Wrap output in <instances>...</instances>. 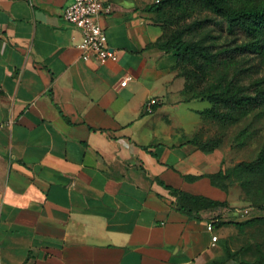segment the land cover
Wrapping results in <instances>:
<instances>
[{
	"label": "crops",
	"instance_id": "crops-1",
	"mask_svg": "<svg viewBox=\"0 0 264 264\" xmlns=\"http://www.w3.org/2000/svg\"><path fill=\"white\" fill-rule=\"evenodd\" d=\"M73 1L0 0V264H206L219 208L186 214L173 189L228 200L205 176L224 155L189 143L203 100L148 48L160 0H104V64L82 59Z\"/></svg>",
	"mask_w": 264,
	"mask_h": 264
},
{
	"label": "trees",
	"instance_id": "trees-1",
	"mask_svg": "<svg viewBox=\"0 0 264 264\" xmlns=\"http://www.w3.org/2000/svg\"><path fill=\"white\" fill-rule=\"evenodd\" d=\"M152 11L163 34L148 48H158L174 57V68L185 79L186 96L210 104L199 113L204 120L210 117L222 124H237L264 108V73L259 75V67L264 66V0H160ZM198 136L189 143L199 150L212 153L219 148L221 139L198 140ZM233 175L241 178L247 195L254 194L255 200L264 202V145L255 160L205 176L227 191L220 183ZM173 192L178 196V209L186 214L226 204ZM255 224H264V217L236 223L240 228ZM222 249V255L206 264H264L261 243L255 244L257 257L253 260L240 258L249 250L247 246L234 250L226 240Z\"/></svg>",
	"mask_w": 264,
	"mask_h": 264
},
{
	"label": "rangeland",
	"instance_id": "rangeland-1",
	"mask_svg": "<svg viewBox=\"0 0 264 264\" xmlns=\"http://www.w3.org/2000/svg\"><path fill=\"white\" fill-rule=\"evenodd\" d=\"M224 40L225 38L220 39V41ZM263 73L264 66H261L259 75ZM192 105L202 110L208 108L210 104L207 101H196ZM204 121L205 124L197 139H221L218 151L224 155L223 170L232 169L241 162L255 160L264 145V108L253 112L237 124H222L210 117ZM240 179L239 176L233 175L230 180L220 183L230 196L224 206L217 207L219 212L216 218L219 219L217 224L218 228H221V235L217 232L218 241L213 251L215 256L222 255V245L227 240L234 250L249 247V250L244 251L240 258L253 260L257 257L256 243H261L264 250V224L240 228L236 223L253 217H264V202L255 200L254 194L247 195L241 186ZM256 185L261 186L259 182ZM245 210H248V214L244 213Z\"/></svg>",
	"mask_w": 264,
	"mask_h": 264
},
{
	"label": "built area",
	"instance_id": "built-area-1",
	"mask_svg": "<svg viewBox=\"0 0 264 264\" xmlns=\"http://www.w3.org/2000/svg\"><path fill=\"white\" fill-rule=\"evenodd\" d=\"M112 11V5L104 0H74L64 10V20L82 32L79 49L84 61L95 59L98 63L104 64L108 60L116 59V53L108 47L105 32L99 23L101 15H108ZM132 80V76H125L120 82V87L127 86ZM156 104V99L150 100L145 106V111L153 113ZM244 213L248 214V210H245ZM207 230L213 233L215 230L214 224L209 223ZM217 241L218 236L213 235L212 243L216 244Z\"/></svg>",
	"mask_w": 264,
	"mask_h": 264
}]
</instances>
